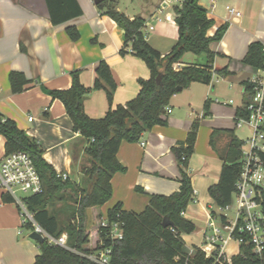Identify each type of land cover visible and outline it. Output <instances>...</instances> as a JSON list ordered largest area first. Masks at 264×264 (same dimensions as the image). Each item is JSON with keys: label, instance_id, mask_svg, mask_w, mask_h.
<instances>
[{"label": "crops", "instance_id": "1", "mask_svg": "<svg viewBox=\"0 0 264 264\" xmlns=\"http://www.w3.org/2000/svg\"><path fill=\"white\" fill-rule=\"evenodd\" d=\"M115 1L117 10L129 19L140 17L144 20L145 38L154 50L161 56L169 53L178 39L173 2ZM76 2L82 11L80 16L61 25H52L45 0H0V115L12 120L18 129L37 142L43 159L57 175H66L79 183L85 140L73 131L63 104L45 90L69 89L73 71L78 72L83 87L91 88L97 64L103 61L116 83L111 103L115 108L137 96L138 80H147L150 72L145 63L131 53L130 47L121 54L123 30L99 12L92 0ZM198 4L213 22L208 36L220 26H227L221 39L209 44V50L214 53L211 82L208 85L194 82L172 95L167 106L171 112L165 111L166 125L154 126L138 142L120 144L116 157L125 171L112 176L111 198L103 206L85 212L84 224L89 235L87 248L93 247L98 223L106 221L107 211L115 204L120 203L125 211L140 213L149 195L169 196L178 190L180 174L172 150L185 145L194 122L198 123V129L187 164L193 201L182 217L194 224L195 231L182 234L181 238L189 250L200 248L211 234L210 222L217 228L221 226L220 221L210 215L211 210L217 214L220 210L214 207L208 190L219 181L223 166L221 157L228 137L219 132L213 145L209 141L212 132L218 130H230L241 140L236 133L241 128L235 126V118L240 115L237 110L242 111L246 102L241 83L260 74L258 69L244 65L242 59L251 43L264 44V0H199ZM147 23L153 25L152 31L146 28ZM69 26L79 32L77 41L69 39L66 33ZM206 64V55L189 52L173 68L179 70ZM223 69L226 76L216 75ZM10 72H20L28 80L23 92H11ZM82 105L91 119L102 118L109 108L102 90L91 91ZM28 117L32 118L31 122ZM4 143L0 136V159L5 155ZM2 195L5 192L0 188V264H33L39 254L38 244L29 239V231L24 235L17 206L3 202ZM225 250L236 256L239 245L234 240H226Z\"/></svg>", "mask_w": 264, "mask_h": 264}, {"label": "trees", "instance_id": "2", "mask_svg": "<svg viewBox=\"0 0 264 264\" xmlns=\"http://www.w3.org/2000/svg\"><path fill=\"white\" fill-rule=\"evenodd\" d=\"M182 1L181 5L174 6L178 39L164 56L147 43L142 18L129 19L117 10L115 0H100L95 4L99 12L123 30L124 44L121 54L125 48L130 47L131 53L142 60L150 72L147 80H138L137 96L125 105L112 108L116 83L109 67L103 61L97 64L91 88L83 87L79 82L78 72L73 71L69 89L45 90L53 99L63 104L73 131L85 140L83 160L79 168V183L57 175L43 159L37 142L18 129L12 120L3 119L0 115V136L5 141V155L17 151L25 152L32 160L41 181V192L22 198V202L33 215L35 223L51 237L57 239L65 234L69 248L68 250L49 244L47 241L37 243L39 254L33 264H94L80 254L88 255L100 248L111 249L110 264H213L214 259L205 258L199 248L193 247L190 252L181 238L182 234L195 231L194 224L184 219L182 213L193 201L187 164L194 149L197 122L192 124L185 145L172 150L180 174L178 190L169 196L149 195L147 205L140 213L125 211L120 203L115 204L107 211L106 220L113 222L118 218L122 222V239L112 240L107 230L98 223L96 242L92 248L86 247L89 244V235L84 224L86 210L103 206L111 198L112 176L125 171L116 157L120 144L123 141L138 142L142 135L154 126L166 125L165 109L172 95L187 88L191 83L208 85L211 82L210 70L214 53L209 50V44L218 42L227 26H220L212 36H208L207 32L213 22L207 18L205 9L198 4L199 0ZM45 4L52 25L64 24L82 14L76 0H45ZM66 33L71 41L79 39V32L74 26L67 27ZM189 52L206 55L207 64L174 70V64ZM242 63L264 70V44L251 43ZM226 74L225 69L216 72L218 76ZM159 76L158 85L156 80ZM8 81L13 94L23 92L28 84V80L20 72H10ZM241 84L249 90L247 82ZM93 90L104 91L109 105L107 112L100 119H91L83 111V100ZM240 112L237 110V114L241 115ZM219 132L227 135L228 143L221 157L223 166L219 181L208 190L216 209H222L232 202L234 184L239 173L241 144L232 131L218 130L213 131L210 136L211 145ZM2 200L5 203H13V199L7 194L2 195ZM210 215L221 224L226 222V218L215 210H211ZM165 217L171 225L163 228L162 221ZM24 229L29 232L33 230L29 224L25 225ZM230 264H264V250L259 256L253 255L250 246L242 244L239 254L231 258Z\"/></svg>", "mask_w": 264, "mask_h": 264}, {"label": "built area", "instance_id": "3", "mask_svg": "<svg viewBox=\"0 0 264 264\" xmlns=\"http://www.w3.org/2000/svg\"><path fill=\"white\" fill-rule=\"evenodd\" d=\"M167 2L181 5L183 1L164 0L163 4ZM229 12L232 13L233 10L229 9ZM235 15L239 16V13L236 12ZM146 28L152 31L153 25L147 23ZM259 73L247 81L249 90L244 87L246 102L241 115L235 118L236 128H246L248 133L240 140L239 173L233 191L234 218L230 220L226 215V212L231 209L232 202L219 209L226 218L221 228L227 232V237L225 239L221 237L220 228L211 221L209 224L211 234L205 238V244L199 248L205 258L214 259L213 264L231 263L233 256L225 250L226 240H234L239 247L242 244L250 246L253 255L259 256L264 250V70H259ZM165 111L167 114L171 112L169 108ZM27 120L31 122L32 118L28 117ZM140 145L142 146L143 142H140ZM60 176L63 179L66 178V175ZM0 188L13 199V203L18 207L21 228L29 224L33 229L30 233L36 232L49 244L69 250L66 245V235L62 234L55 239L47 234L35 223L33 215L27 211L22 198L16 196V191L34 195L42 190L41 181L32 160L25 152H13L0 159ZM100 225L107 230L112 240L122 239L123 224L118 218L113 222L102 221ZM80 255L94 264H110L111 249L100 248L88 255Z\"/></svg>", "mask_w": 264, "mask_h": 264}, {"label": "rangeland", "instance_id": "4", "mask_svg": "<svg viewBox=\"0 0 264 264\" xmlns=\"http://www.w3.org/2000/svg\"><path fill=\"white\" fill-rule=\"evenodd\" d=\"M236 133H237V135H238V138L241 139V140L246 136V132H245V129H244V128L237 129V130H236ZM16 196H17L18 198H24V197H26V196H28V195H27V194H24V193H22V192H20V191H16ZM234 202H235V201H234V197H233V198H232L231 209H230L229 211L226 212V215H227L228 219H230V220H233V218H234V213H233V209H234V207H235V203H234ZM89 222H90V221H89ZM88 226H90V227L92 226V227H93V225H88ZM218 227L220 228V230H222L221 226L218 225ZM222 234H223L222 237L225 239V238L227 237V232L222 230ZM24 235H25V236L28 235V231L25 230V229H24ZM191 250H192V249H191Z\"/></svg>", "mask_w": 264, "mask_h": 264}, {"label": "water", "instance_id": "5", "mask_svg": "<svg viewBox=\"0 0 264 264\" xmlns=\"http://www.w3.org/2000/svg\"><path fill=\"white\" fill-rule=\"evenodd\" d=\"M94 4H98L100 2V0H92ZM156 83L159 85L160 84V76L157 78ZM179 90V88H177ZM170 222L168 220L167 217H165L162 221V227L166 228L168 226H170ZM29 239L35 241L38 244H42L44 242V239L41 237L40 234L36 233V232H32L29 235Z\"/></svg>", "mask_w": 264, "mask_h": 264}]
</instances>
